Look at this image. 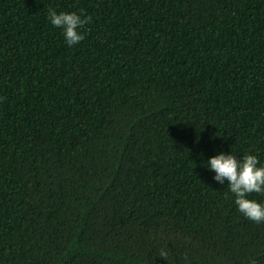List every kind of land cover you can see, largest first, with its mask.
I'll list each match as a JSON object with an SVG mask.
<instances>
[{"label": "trees", "instance_id": "trees-1", "mask_svg": "<svg viewBox=\"0 0 264 264\" xmlns=\"http://www.w3.org/2000/svg\"><path fill=\"white\" fill-rule=\"evenodd\" d=\"M221 150L264 163V0H0V264H264Z\"/></svg>", "mask_w": 264, "mask_h": 264}, {"label": "clouds", "instance_id": "clouds-1", "mask_svg": "<svg viewBox=\"0 0 264 264\" xmlns=\"http://www.w3.org/2000/svg\"><path fill=\"white\" fill-rule=\"evenodd\" d=\"M47 17L53 26L62 30L64 41L69 47L84 38L79 29L91 21V16L76 11H59L49 8ZM207 168L213 171L212 179L220 184L227 181L229 193L237 210L247 219L264 223V201L250 196L251 193L264 195V163L255 153L237 157L233 152L223 150L207 158Z\"/></svg>", "mask_w": 264, "mask_h": 264}]
</instances>
